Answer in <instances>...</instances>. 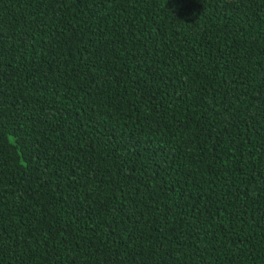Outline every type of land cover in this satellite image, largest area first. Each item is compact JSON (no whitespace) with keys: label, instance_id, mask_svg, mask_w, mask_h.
<instances>
[{"label":"trees","instance_id":"16d2710c","mask_svg":"<svg viewBox=\"0 0 264 264\" xmlns=\"http://www.w3.org/2000/svg\"><path fill=\"white\" fill-rule=\"evenodd\" d=\"M0 264H264V0H0Z\"/></svg>","mask_w":264,"mask_h":264}]
</instances>
